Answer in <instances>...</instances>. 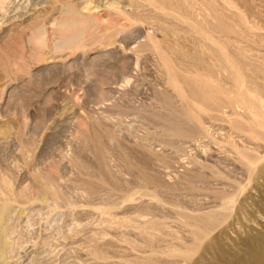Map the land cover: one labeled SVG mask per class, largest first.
<instances>
[{
  "label": "rangeland",
  "instance_id": "374dc122",
  "mask_svg": "<svg viewBox=\"0 0 264 264\" xmlns=\"http://www.w3.org/2000/svg\"><path fill=\"white\" fill-rule=\"evenodd\" d=\"M0 264H264V0H0Z\"/></svg>",
  "mask_w": 264,
  "mask_h": 264
}]
</instances>
